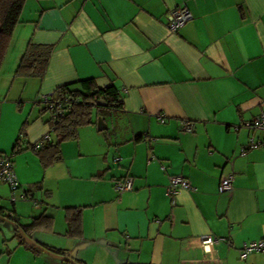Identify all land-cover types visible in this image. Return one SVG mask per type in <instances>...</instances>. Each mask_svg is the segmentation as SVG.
I'll use <instances>...</instances> for the list:
<instances>
[{"label":"crops","instance_id":"crops-1","mask_svg":"<svg viewBox=\"0 0 264 264\" xmlns=\"http://www.w3.org/2000/svg\"><path fill=\"white\" fill-rule=\"evenodd\" d=\"M178 5L193 19L170 33ZM28 43L52 47L41 79L15 75ZM86 79L117 89L121 123L102 117L105 133L97 116L45 168L34 148L50 132L39 97ZM261 112L264 0H26L0 66V152L18 180L0 182V264H71L18 234L14 220L40 216L50 220L32 240L79 264H264V253L239 257L243 242L264 238V149L240 154L264 138L246 127ZM229 173L232 190L218 192ZM173 174L193 189L168 196ZM125 176L132 189L118 194L113 180ZM70 207L78 237L67 233ZM203 235L224 239L206 251Z\"/></svg>","mask_w":264,"mask_h":264},{"label":"trees","instance_id":"trees-1","mask_svg":"<svg viewBox=\"0 0 264 264\" xmlns=\"http://www.w3.org/2000/svg\"><path fill=\"white\" fill-rule=\"evenodd\" d=\"M25 1L0 0V66ZM51 51V46L28 43L15 75L41 79L46 72ZM52 98L60 103L59 109L55 106L56 109L51 111L42 106L48 112L49 134H52L53 138L50 137V140L35 149L40 163L45 168L60 160L62 142L77 139L81 127L95 124L96 117L102 116L103 110H118L122 102V97L114 86L97 87L92 79L81 80L78 88L72 85L60 86L52 92ZM99 101L104 104H98ZM65 219L67 233L78 237L81 234L79 209L67 208ZM49 220L47 216H40L33 219L29 225H20L15 220L14 224L28 234Z\"/></svg>","mask_w":264,"mask_h":264},{"label":"built area","instance_id":"built-area-1","mask_svg":"<svg viewBox=\"0 0 264 264\" xmlns=\"http://www.w3.org/2000/svg\"><path fill=\"white\" fill-rule=\"evenodd\" d=\"M193 19V14L186 5H178L171 8L168 11V19L166 21V27L170 33L176 32L178 29L182 28L186 23ZM66 101V100H65ZM39 102L46 106L49 110L53 111L56 107L59 109V102L52 98V92L47 94H42L39 97ZM56 106V107H55ZM60 111V110H59ZM58 111V112H59ZM161 120L162 118L159 117ZM246 127L251 130H257L264 133V112L256 115L250 122L246 124ZM194 129V123L188 120L182 122V130L184 132H192ZM50 140V134L47 133L39 141L34 144V148H40L45 141ZM254 148L264 149V138L260 140H255L250 138L248 144L242 148L240 154L244 155L247 150ZM0 182L8 184L12 188L18 186L17 176L14 170L12 156L9 153L0 152ZM233 175L231 173L222 177L218 184V192H228L233 188ZM133 180L130 176L115 178L113 180V189L118 194L129 191L132 189ZM193 187L190 185L189 181L177 174L168 176V183L166 185V194L173 198L180 190H190ZM27 194L22 193L21 198L25 199ZM11 202H15V198H10ZM224 238L214 237L211 235H203L199 237V242L202 248L206 251L212 246L218 244ZM251 253H264V238L258 240H251L243 242L240 247L239 257L240 259H245Z\"/></svg>","mask_w":264,"mask_h":264},{"label":"water","instance_id":"water-1","mask_svg":"<svg viewBox=\"0 0 264 264\" xmlns=\"http://www.w3.org/2000/svg\"><path fill=\"white\" fill-rule=\"evenodd\" d=\"M98 104H104L103 102H98ZM102 125V122L100 120V118H98V121H97V129L98 130H103L104 128H106V125L103 124V127L101 126ZM17 231H18V234L30 245H33L35 246L36 248L46 252L47 254L51 255V256H54L56 258H59V259H62L64 261H68L70 262L71 264H79L77 262H75L73 259L67 257V256H64V255H61V254H57V253H53V252H50L49 250L43 248L42 246H40L39 244H37L34 240H32V238L26 233L24 232V230L21 228V227H17Z\"/></svg>","mask_w":264,"mask_h":264},{"label":"rangeland","instance_id":"rangeland-1","mask_svg":"<svg viewBox=\"0 0 264 264\" xmlns=\"http://www.w3.org/2000/svg\"><path fill=\"white\" fill-rule=\"evenodd\" d=\"M105 118L107 121H109V124H114V126L118 127L120 125L119 115L117 110H103L102 116H98L100 118L102 124H106L105 121H103V118ZM98 121V119H97ZM105 133L107 132V129L103 130Z\"/></svg>","mask_w":264,"mask_h":264}]
</instances>
